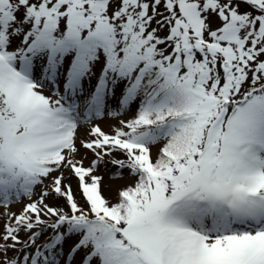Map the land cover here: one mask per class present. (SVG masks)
Segmentation results:
<instances>
[{"label":"snow or ice","instance_id":"obj_1","mask_svg":"<svg viewBox=\"0 0 264 264\" xmlns=\"http://www.w3.org/2000/svg\"><path fill=\"white\" fill-rule=\"evenodd\" d=\"M37 186L0 264H264V0H0V205Z\"/></svg>","mask_w":264,"mask_h":264},{"label":"rangeland","instance_id":"obj_2","mask_svg":"<svg viewBox=\"0 0 264 264\" xmlns=\"http://www.w3.org/2000/svg\"><path fill=\"white\" fill-rule=\"evenodd\" d=\"M241 10H243V6ZM155 26H156L155 23H153V27ZM212 26L213 27L217 26V21L215 19L212 20ZM165 34H166V30L164 32L159 33V35H165ZM45 94L48 95L49 93L45 91ZM131 108H133V110H130L129 112L122 113L118 116H109L107 114L108 111L113 110L114 108L108 105L107 108L105 109V114L102 117L93 118L90 122L84 123L80 126L78 131L77 144L79 145L80 140L89 138L88 131L94 125H99L105 132L110 133L117 126L119 120L130 119L134 115L136 110V105H132ZM152 151H153V155H155L156 148L154 147ZM81 157H86L84 159V165L86 167L90 164L91 160L94 158L91 153L86 152V150L83 149H81V154L78 158ZM117 158H122V157L118 155ZM95 175H99L103 177L102 185H101L102 193L106 199H108L113 203L116 202L117 200L118 191L126 186L133 184L136 180V177L130 175L127 169H117V167L113 166L110 163H102L99 166L98 170L95 172ZM65 176L68 177L65 180V183H70L72 185L76 199L81 203H83L77 188V179L73 176H70L69 173L67 172H65ZM45 183L47 184L48 182L46 181ZM41 190H42L41 187L37 186L34 190L31 199H29L27 196H21L18 199H14L7 207L0 205V232H3L4 225L9 222V215L13 213L19 215L26 204L30 203L32 200H35L39 197ZM47 202L50 204L58 203L60 205H63L60 203V201H56L53 199H49ZM19 235L21 240L27 239V234L24 231H21ZM42 240L43 237L41 238L40 241H37V243L38 244L41 243ZM71 243L72 241H69V245ZM66 251H67V246L64 248V252ZM18 255H20V253L13 251L8 252L9 257L18 256Z\"/></svg>","mask_w":264,"mask_h":264},{"label":"trees","instance_id":"obj_3","mask_svg":"<svg viewBox=\"0 0 264 264\" xmlns=\"http://www.w3.org/2000/svg\"><path fill=\"white\" fill-rule=\"evenodd\" d=\"M131 110H133V109H131ZM60 203L63 204V202L61 200H60Z\"/></svg>","mask_w":264,"mask_h":264}]
</instances>
